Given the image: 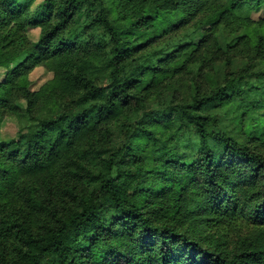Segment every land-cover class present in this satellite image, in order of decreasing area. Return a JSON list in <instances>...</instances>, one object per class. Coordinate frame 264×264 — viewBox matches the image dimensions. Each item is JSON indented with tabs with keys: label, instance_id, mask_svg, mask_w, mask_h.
Segmentation results:
<instances>
[{
	"label": "trees",
	"instance_id": "1",
	"mask_svg": "<svg viewBox=\"0 0 264 264\" xmlns=\"http://www.w3.org/2000/svg\"><path fill=\"white\" fill-rule=\"evenodd\" d=\"M0 68V264H264V0H0Z\"/></svg>",
	"mask_w": 264,
	"mask_h": 264
},
{
	"label": "rangeland",
	"instance_id": "2",
	"mask_svg": "<svg viewBox=\"0 0 264 264\" xmlns=\"http://www.w3.org/2000/svg\"><path fill=\"white\" fill-rule=\"evenodd\" d=\"M40 0H36L38 2ZM263 16V8L257 7L251 12V17L253 19H258ZM28 35L32 40H36L38 36L39 29L38 28H28ZM203 35V30L200 28L193 36L192 40L197 43L200 41ZM5 75V70L3 68H0V81L3 79ZM52 74L51 72L47 71L43 67H35L29 77L31 80V87L32 89H37L41 84H43L46 80L51 78ZM18 122L17 120L8 115L0 116V137L1 138H11L16 137L18 134Z\"/></svg>",
	"mask_w": 264,
	"mask_h": 264
}]
</instances>
